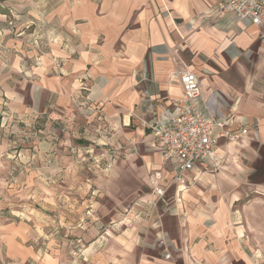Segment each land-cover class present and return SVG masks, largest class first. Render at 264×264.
<instances>
[{
	"label": "crops",
	"instance_id": "obj_1",
	"mask_svg": "<svg viewBox=\"0 0 264 264\" xmlns=\"http://www.w3.org/2000/svg\"><path fill=\"white\" fill-rule=\"evenodd\" d=\"M40 1L0 0V111L24 120L49 107L77 113L109 130L96 144L134 149L110 175L98 174L96 186L111 198H92L88 215L80 207L91 221L86 230L77 224L74 263L264 264V19L214 17L217 0ZM33 20L56 22L62 35L42 51L29 46L19 31ZM182 64L198 77L200 107L247 130L220 138V169L197 164L186 186L172 179L148 127L174 110ZM69 142L64 132L59 143ZM60 153L68 163L65 147ZM155 172L164 199L152 190ZM23 256L72 264L65 247L23 248Z\"/></svg>",
	"mask_w": 264,
	"mask_h": 264
},
{
	"label": "rangeland",
	"instance_id": "obj_2",
	"mask_svg": "<svg viewBox=\"0 0 264 264\" xmlns=\"http://www.w3.org/2000/svg\"><path fill=\"white\" fill-rule=\"evenodd\" d=\"M34 2L42 4L40 0ZM49 25L33 20L19 32L26 44L42 51L48 38L62 35L56 22ZM44 113L48 117L41 122L38 118ZM44 113L24 120L9 116L4 106L0 111V120L2 115L7 117L4 124L0 122V264H32L23 256V248L44 254L59 247H65L72 264H77V229L86 223V230L91 221L81 213L90 214L92 198L98 202L111 198L96 186L98 174L110 175L116 160L134 152L132 145L111 148L96 144L109 130L94 127L88 117L60 114L50 107ZM64 132L70 134V142L64 146L69 152L68 163L59 161ZM42 141L49 146L46 150L39 148ZM140 196L137 192L129 198Z\"/></svg>",
	"mask_w": 264,
	"mask_h": 264
},
{
	"label": "built area",
	"instance_id": "obj_3",
	"mask_svg": "<svg viewBox=\"0 0 264 264\" xmlns=\"http://www.w3.org/2000/svg\"><path fill=\"white\" fill-rule=\"evenodd\" d=\"M221 18L232 15L238 20L258 24L264 19V0H217L212 13ZM174 71L182 88L181 97L165 121L151 122L149 132L164 162L171 165L172 179L182 186L191 182L188 172L197 164L205 171H217L222 166L218 142L220 138L234 139L247 130L228 127V120L209 116L199 105L200 86L197 75L185 64ZM217 129V133H214ZM155 172L152 190L159 199L164 190ZM168 257V254H165Z\"/></svg>",
	"mask_w": 264,
	"mask_h": 264
},
{
	"label": "trees",
	"instance_id": "obj_4",
	"mask_svg": "<svg viewBox=\"0 0 264 264\" xmlns=\"http://www.w3.org/2000/svg\"><path fill=\"white\" fill-rule=\"evenodd\" d=\"M48 117L47 113H44L42 116H40V118H38L41 122H43L44 120H46ZM55 124H61V122H54Z\"/></svg>",
	"mask_w": 264,
	"mask_h": 264
}]
</instances>
